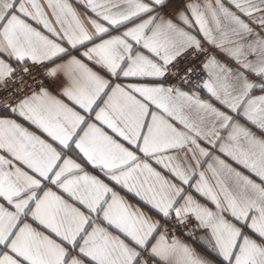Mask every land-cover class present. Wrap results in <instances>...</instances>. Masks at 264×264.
Returning <instances> with one entry per match:
<instances>
[{"label":"snow or ice","instance_id":"obj_1","mask_svg":"<svg viewBox=\"0 0 264 264\" xmlns=\"http://www.w3.org/2000/svg\"><path fill=\"white\" fill-rule=\"evenodd\" d=\"M0 264H264V0H0Z\"/></svg>","mask_w":264,"mask_h":264},{"label":"crops","instance_id":"obj_2","mask_svg":"<svg viewBox=\"0 0 264 264\" xmlns=\"http://www.w3.org/2000/svg\"><path fill=\"white\" fill-rule=\"evenodd\" d=\"M200 2H203V0H200ZM222 59V57H221ZM27 126V125H26ZM122 196L125 197L129 201V203L133 204L134 206L141 207L142 209L144 208V205L138 201V199H134L130 194H127L126 192L120 191L119 188L116 189ZM203 202V201H202ZM211 207V205H209ZM146 210V209H145ZM198 252H201L204 255H207V253L204 251V249L197 244L195 241L190 240L188 241Z\"/></svg>","mask_w":264,"mask_h":264}]
</instances>
